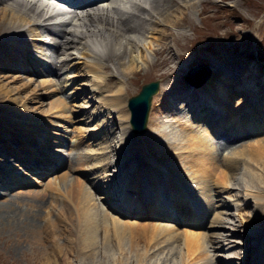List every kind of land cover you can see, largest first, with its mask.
Instances as JSON below:
<instances>
[{
	"label": "bare ground",
	"instance_id": "6f19581e",
	"mask_svg": "<svg viewBox=\"0 0 264 264\" xmlns=\"http://www.w3.org/2000/svg\"><path fill=\"white\" fill-rule=\"evenodd\" d=\"M95 2L96 0H0V61L18 59L20 62L31 49L40 50L38 52L45 54L48 59L34 65L37 69L36 73L47 72L56 76L48 83L54 84L57 90H62L70 80L68 75L61 79L60 74L66 73L65 69L72 64L79 63L82 76L87 78L85 85L88 86L90 93L89 101L94 106L92 110L86 111L81 119L90 118L99 121L95 126L90 127V131L93 132L89 134L88 139L94 147L84 151V154L78 152L76 156L78 159L81 154L94 158V163L89 167L94 178L99 177V171L106 170L108 163L123 166L118 176L104 174L108 177L105 179L108 185L103 187V191L110 196L102 199L113 203H124L117 212L121 215L132 213L138 203L141 208L149 210V217L152 219L156 221L163 219L164 223L158 226L175 231V226L165 221L169 218L175 220L173 215L166 213L170 204V207L177 212L176 223L186 225L188 247L195 248L199 252H208L209 247H220L227 251L235 246L214 245V239L221 237L220 234L223 233L230 232L229 236H233L235 235L233 233L242 231L252 242L248 251L252 255L247 264H264V230L261 229L257 233L258 227L251 226V223L245 219V214L240 213L244 205L250 202L254 203L255 208L264 207V187L261 186L264 183L253 188L243 186L240 191L241 183L238 180L244 181V178L236 177L237 171L241 168L243 173L246 172L250 162L240 156L242 143L250 133H258L264 129V71L257 70L252 65L246 66L247 63L241 61L242 57L238 56L242 55L246 48V40L238 39L233 42V45L238 46L236 52L227 49L226 46L223 47L225 51H232L239 58L237 61L230 60L233 64H228L222 75L216 73L202 85L187 82L191 87L188 94L190 100L188 102L185 99L187 103L183 104L184 106L179 105L174 108L172 104L173 99L186 97L187 93L181 89L171 94L160 91L149 116L143 145L136 144L134 149L135 147L130 144L133 140L130 138L126 123L127 116L130 117L129 109L128 111L121 109L120 96L124 86L131 76L138 73L141 65L161 69L160 75L167 79L178 69L186 68L188 62L180 63L181 61L176 59L185 58L187 52L195 49L187 42L194 35V39H197L210 38L217 34L216 31H211L199 35L198 32L210 24L206 22L197 24L188 16V11L194 9L202 15L204 9H197L196 6H201L202 3L209 5L213 2L212 0H106L99 6ZM62 5L74 9V13L59 7ZM259 22L261 25L253 24L251 30L263 33L264 36V3ZM42 32H46L47 35L43 37ZM22 34L27 36L19 38L18 36ZM228 34L229 32L224 35ZM238 34L241 35V29H238ZM243 39H248V34L243 36ZM39 40L50 46L55 54L45 52V48L37 44ZM69 48L75 49L76 53L69 52ZM148 51L154 54V60H150ZM74 59L78 62L73 63ZM214 60L215 63L220 61L219 58ZM211 65L213 66V63ZM22 66L28 70L25 64ZM212 66L210 67L213 73ZM42 68L45 71H42ZM64 70L65 72H62ZM104 72L108 73L104 74ZM227 74L230 76L227 77ZM111 84L117 86L114 90L115 96L105 98L102 87ZM229 84H234L235 92L245 91L241 95L244 96L243 100L238 101L241 103L236 105L235 109L230 106L235 93L234 90L232 92L228 90ZM194 105H199L197 111L189 113L191 106ZM87 106L86 104L84 107ZM165 111L168 112L165 115L171 116L170 119L165 118ZM227 112L232 113V118L224 132V140L228 139L232 144L230 153L223 155L219 160L213 154L214 150L225 151L227 148L222 146V142L217 143L218 147H215L211 139L217 136L221 126L225 125ZM241 125L242 128L239 127ZM202 130H206L209 137L206 135L203 137ZM114 138H116L115 142ZM80 140L82 139L76 141L80 142ZM188 140L198 142L197 158L194 157L193 152L186 150L185 143ZM113 151L117 156L109 160L107 154ZM251 156H256L260 163L264 164V147L254 150ZM209 159L212 161L207 168L203 161ZM215 163L222 167L220 183L208 179L210 176H216ZM145 171L149 172V190L146 191L140 187V176ZM130 179H134L135 182ZM234 187L238 190L233 195L229 190ZM164 197L168 200L166 201ZM13 200L0 201V226L13 227L16 224L17 215L12 209ZM124 206L126 209L123 208ZM231 208L238 213H231L229 211ZM100 209L102 210L101 206ZM137 215L142 216L143 212L139 211L135 214ZM50 216L51 219L47 218L46 225L42 228L37 230L30 228L35 237L30 251L18 246L11 252L12 262L57 264L61 261V264H84L86 261H93L94 259L91 258L97 253L96 238L84 232V225H77L75 230L79 229V233L75 234L73 228L66 226L67 223L62 215L50 214ZM181 216L186 219L183 221ZM256 217V214L253 215L251 220ZM223 223H229L232 227L229 228ZM238 227L243 230L239 229L236 232L234 229ZM28 228L29 226L25 225L21 230L26 234ZM54 232L56 234H53ZM171 237L172 239L165 237L163 240L157 237L158 241L152 245L151 250H158L159 241L165 242L166 245L176 242L177 236L171 234ZM60 238L64 240L63 243L58 242ZM73 252L75 259L70 260L68 256ZM20 254L24 256L23 261L17 259ZM208 256L209 261H213L211 254L208 253ZM242 258L245 259L244 256ZM151 261L149 258V264H158V261L154 263ZM12 262L10 264H13ZM232 263L233 260L229 264ZM160 264L168 263L163 259Z\"/></svg>",
	"mask_w": 264,
	"mask_h": 264
},
{
	"label": "rangeland",
	"instance_id": "374dc122",
	"mask_svg": "<svg viewBox=\"0 0 264 264\" xmlns=\"http://www.w3.org/2000/svg\"><path fill=\"white\" fill-rule=\"evenodd\" d=\"M105 1L96 0L95 4L99 6L101 2ZM212 2L213 4L202 3L201 6H196L197 9H204L202 15L191 9L188 11V16L192 17L197 24L203 22L210 24L199 31V35L211 31H216L217 34L213 35L214 37L197 39H194V35L187 44H191L195 49L187 52L185 58H175L176 61H181L180 63L188 62V66L184 69H178L169 79L160 75L161 69L147 68L141 65L138 73L131 76L129 82L124 86L120 96L121 109L128 111L127 99L135 95L142 84L153 80H158L160 86L158 92L153 96L149 116L155 100L162 90L166 94H171L181 89L187 93L186 97L171 100L174 108L185 105L187 103L185 99L188 102L190 100L188 94L191 89L187 81L188 78L192 77V75L190 77L185 75L189 69L197 65L205 64L209 67V72L196 74L200 77L205 76L207 79L216 73L222 75L226 66L233 64L230 60L237 61L239 57H242L241 61L247 63L246 66L252 65L257 70L264 71V36L263 33L260 34L251 30L253 24L261 25L259 21L264 0H212ZM106 3L109 4V2ZM238 29H241V35L238 34ZM262 30L263 28L261 32ZM227 32L229 34L225 36L224 34ZM41 34L43 37L47 35L46 32ZM246 34H248V39H243ZM26 36L22 34L18 37ZM238 39L246 40V48H244L242 55H238L239 57L234 52L229 51H237L238 46L233 45V42ZM37 44L45 48V52L55 54L46 43L39 40ZM224 46L229 50L225 51ZM38 51L40 50L31 49L25 55V59L20 62L18 59L0 61V201L14 199L12 209L17 215V222L13 227L0 226V264H10L13 259L11 252L18 246H22L29 252L35 240L30 228L34 230L42 228L46 225L47 218L51 219L50 214L62 215L67 223L66 226L73 228L75 234L79 233V229L75 230L77 225H84V232L88 236L96 238L97 253L91 258L94 260L86 261L84 264H149V258L153 263L158 261V264L163 259H166L168 264L172 262L175 264H229L231 260H233L232 264H247L252 255L248 253L252 242L245 232H237L243 228L234 229L237 233H233L235 234L233 236H229L231 233L228 232L220 234L221 237L214 239V245L226 246L228 244L235 246L234 248L224 251L220 247H209L210 251L199 252L197 249L186 245L188 234L186 225L176 223L177 212L170 207V204H168L166 213L169 212L173 215L175 220L169 218L165 221L172 223L175 226V231L160 225L159 227L158 224L164 223L163 219H161L162 221L152 219L149 217V210L141 208L138 203L133 208L132 213L121 215L117 209L124 203H113L102 199L110 196L109 193L103 191V187L108 185L105 181L108 177L104 174L118 176L122 172L123 166L108 163L106 170L99 171V177L94 178V174L90 173L91 169L89 168L94 163V158L82 156L84 151L94 147L91 140L88 139L89 134L93 132V130L90 131V127L95 126L99 121V119H81L86 111L94 108L92 102L89 101L88 86L85 85L87 78L82 76L79 63L72 64L68 69H65L67 70L66 73L60 74L61 79L66 75L70 76L69 82L62 90H57L54 84L48 83L50 79H55L56 76L47 72L36 73L37 69L34 65L48 59L45 54ZM69 52L76 53V50L69 48ZM148 56L150 60L155 59L154 54L149 51ZM215 58H219L221 63L220 61L215 63ZM72 62H78V60L74 59ZM23 64L27 66L28 70L23 68ZM210 66L214 67L213 73ZM236 66L244 69L240 65ZM107 73L104 72V74ZM196 75L193 76L197 77ZM228 76L230 75L227 74ZM116 87V84L103 86L105 98H113ZM227 87L231 92L234 90L235 98H232L230 106L235 109L236 105L241 103L238 101L243 100L244 96L241 95L245 91L235 92L234 84H229ZM86 104L88 106L84 107ZM198 106H191L189 113L196 112ZM166 113L168 112L165 111L164 115ZM127 117L129 135L133 140L130 144L136 149V144L143 145L144 134L147 130L143 134L132 133L129 127V115ZM165 118L170 119L171 116L165 115ZM231 118L232 113L227 112L225 125L221 126L217 136H213L211 139L215 147H218L217 143L222 142V146L227 148L225 151L223 149L214 150L213 154L219 160L222 159L223 155L230 153L232 143L228 139L224 140V132ZM148 122L149 117L147 126ZM239 127L242 128V125ZM185 128L187 129V127ZM202 131L203 137L208 136L206 130ZM262 131L250 133L245 140L242 139L244 142L240 156L250 162L245 173L242 172V168L236 173V177L244 178V181L238 180L241 183L239 184L240 191H242L243 186L253 188L264 183L262 182L264 181V164L260 163L256 156H251L254 150L264 147V132ZM79 138L82 140L77 142L76 140ZM113 141L115 142L116 138ZM193 141L188 140L185 143L186 150L193 152L194 157L197 158L198 142ZM78 152L82 153L79 156L80 159L76 156ZM116 156L115 151L107 154L109 160ZM61 160L63 162L60 163ZM211 161L212 159L203 162L208 168ZM216 167V176H210L208 179L220 183L222 167L218 165ZM130 180L135 182L134 179ZM140 182L141 189L149 190V172L145 171L141 174ZM163 186L167 187V185ZM261 186L264 187L263 184ZM236 190L238 189L234 187L229 192L234 195L237 193ZM164 199L168 200L165 197ZM123 208L126 209V206ZM139 211H142L143 215L135 216ZM229 211L233 214L238 213L234 208ZM240 213L245 214L244 217L251 223V226L258 227L257 233L261 229L264 230L263 206L255 208L254 203L250 202L244 205ZM255 214L257 217L252 221L251 219ZM181 219L184 221L186 218L181 216ZM223 224L229 228L232 227L229 223ZM25 225L29 226L26 234L24 230H21ZM229 231L232 230L229 229ZM171 234L177 236L176 242L166 245L165 242L159 241L158 250H151L152 245L158 241L157 237H160L159 240H163L165 237L172 239ZM150 236L154 237L151 238ZM58 242L63 243L64 240L60 238ZM14 253L17 256V252ZM208 253L211 254L213 261H209ZM20 255L17 259L23 261L24 256ZM231 255L233 257L230 258ZM68 257L70 260H74L75 253L73 252ZM57 264H61V261Z\"/></svg>",
	"mask_w": 264,
	"mask_h": 264
},
{
	"label": "water",
	"instance_id": "95a60500",
	"mask_svg": "<svg viewBox=\"0 0 264 264\" xmlns=\"http://www.w3.org/2000/svg\"><path fill=\"white\" fill-rule=\"evenodd\" d=\"M203 72H209V67L205 64L192 67L185 75L186 77H190L192 75V77L188 78L187 82L202 85L207 78L205 76H197L196 74ZM194 74L197 77L193 76ZM159 86L160 84L158 80L150 81L143 84L137 94L128 98L127 107L130 111L129 123L133 133L142 134L145 132L151 102L153 96L158 92Z\"/></svg>",
	"mask_w": 264,
	"mask_h": 264
}]
</instances>
